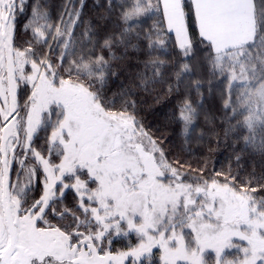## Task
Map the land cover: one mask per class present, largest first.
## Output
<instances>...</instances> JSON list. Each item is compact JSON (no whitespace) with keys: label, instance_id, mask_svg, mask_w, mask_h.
Here are the masks:
<instances>
[{"label":"snow or ice","instance_id":"1","mask_svg":"<svg viewBox=\"0 0 264 264\" xmlns=\"http://www.w3.org/2000/svg\"><path fill=\"white\" fill-rule=\"evenodd\" d=\"M0 264H264V0H0Z\"/></svg>","mask_w":264,"mask_h":264},{"label":"trees","instance_id":"2","mask_svg":"<svg viewBox=\"0 0 264 264\" xmlns=\"http://www.w3.org/2000/svg\"><path fill=\"white\" fill-rule=\"evenodd\" d=\"M59 2V0H54V3H58Z\"/></svg>","mask_w":264,"mask_h":264},{"label":"rangeland","instance_id":"3","mask_svg":"<svg viewBox=\"0 0 264 264\" xmlns=\"http://www.w3.org/2000/svg\"><path fill=\"white\" fill-rule=\"evenodd\" d=\"M117 247H119V245H117Z\"/></svg>","mask_w":264,"mask_h":264}]
</instances>
